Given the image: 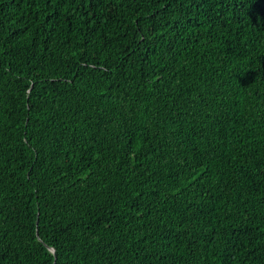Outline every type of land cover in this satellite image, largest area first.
Listing matches in <instances>:
<instances>
[{
	"label": "trees",
	"instance_id": "1",
	"mask_svg": "<svg viewBox=\"0 0 264 264\" xmlns=\"http://www.w3.org/2000/svg\"><path fill=\"white\" fill-rule=\"evenodd\" d=\"M0 264H264V0H0Z\"/></svg>",
	"mask_w": 264,
	"mask_h": 264
},
{
	"label": "water",
	"instance_id": "2",
	"mask_svg": "<svg viewBox=\"0 0 264 264\" xmlns=\"http://www.w3.org/2000/svg\"><path fill=\"white\" fill-rule=\"evenodd\" d=\"M49 248H50V247H49ZM50 250L54 252V249H53V248H50Z\"/></svg>",
	"mask_w": 264,
	"mask_h": 264
}]
</instances>
